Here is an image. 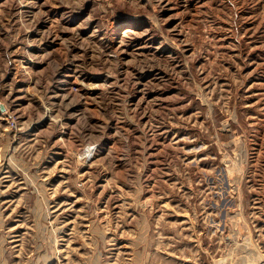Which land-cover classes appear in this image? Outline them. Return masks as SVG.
Wrapping results in <instances>:
<instances>
[{
	"label": "rangeland",
	"instance_id": "obj_1",
	"mask_svg": "<svg viewBox=\"0 0 264 264\" xmlns=\"http://www.w3.org/2000/svg\"><path fill=\"white\" fill-rule=\"evenodd\" d=\"M0 264H264V0H0Z\"/></svg>",
	"mask_w": 264,
	"mask_h": 264
},
{
	"label": "water",
	"instance_id": "obj_2",
	"mask_svg": "<svg viewBox=\"0 0 264 264\" xmlns=\"http://www.w3.org/2000/svg\"><path fill=\"white\" fill-rule=\"evenodd\" d=\"M1 110H2V108H1Z\"/></svg>",
	"mask_w": 264,
	"mask_h": 264
}]
</instances>
